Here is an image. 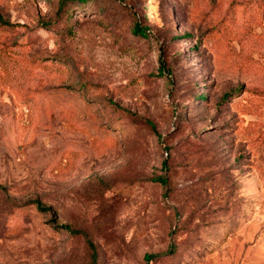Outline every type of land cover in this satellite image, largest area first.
Instances as JSON below:
<instances>
[{
    "label": "rangeland",
    "instance_id": "obj_1",
    "mask_svg": "<svg viewBox=\"0 0 264 264\" xmlns=\"http://www.w3.org/2000/svg\"><path fill=\"white\" fill-rule=\"evenodd\" d=\"M0 13V264H264V0Z\"/></svg>",
    "mask_w": 264,
    "mask_h": 264
},
{
    "label": "trees",
    "instance_id": "obj_2",
    "mask_svg": "<svg viewBox=\"0 0 264 264\" xmlns=\"http://www.w3.org/2000/svg\"><path fill=\"white\" fill-rule=\"evenodd\" d=\"M79 1H84V0H79ZM0 24H3V25H7V26H12V25H14V22H11L9 19H7V18H5L1 13H0ZM132 32L133 33H135V34H139V35H141V36H145L146 35V27L145 26H143V25H140L139 24V22L138 21H134V23H133V25H132ZM159 72H161L162 71V62H159ZM167 74H168V72L167 71H165ZM227 93H223V96H225ZM164 164V163H163ZM156 180H158V181H160V182H164L165 181V179H164V177H162V176H158V177H156L155 178ZM34 203H35V205H36V207L38 208V209H40V210H45V209H48L49 207L48 206H46V205H44L39 199H37V198H34L33 200H32ZM62 227H66L65 225H63ZM71 231H78V230H76V229H70ZM150 255H146V257H149Z\"/></svg>",
    "mask_w": 264,
    "mask_h": 264
}]
</instances>
